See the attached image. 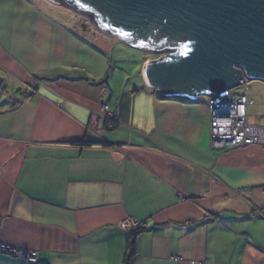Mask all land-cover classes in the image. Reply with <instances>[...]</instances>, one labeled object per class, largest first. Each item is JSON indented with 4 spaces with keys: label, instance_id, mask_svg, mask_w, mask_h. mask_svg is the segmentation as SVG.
Returning <instances> with one entry per match:
<instances>
[{
    "label": "crops",
    "instance_id": "crops-1",
    "mask_svg": "<svg viewBox=\"0 0 264 264\" xmlns=\"http://www.w3.org/2000/svg\"><path fill=\"white\" fill-rule=\"evenodd\" d=\"M83 17L0 0V246L37 259L0 264H123L131 240L132 264H264V144L211 148L204 101L149 86L156 55L119 69L121 40ZM102 104L118 124L92 131Z\"/></svg>",
    "mask_w": 264,
    "mask_h": 264
},
{
    "label": "water",
    "instance_id": "water-1",
    "mask_svg": "<svg viewBox=\"0 0 264 264\" xmlns=\"http://www.w3.org/2000/svg\"><path fill=\"white\" fill-rule=\"evenodd\" d=\"M50 1L82 13L114 39L163 51L162 61H147L143 70L162 97L194 100L243 80L264 83V0Z\"/></svg>",
    "mask_w": 264,
    "mask_h": 264
},
{
    "label": "built area",
    "instance_id": "built-area-1",
    "mask_svg": "<svg viewBox=\"0 0 264 264\" xmlns=\"http://www.w3.org/2000/svg\"><path fill=\"white\" fill-rule=\"evenodd\" d=\"M245 81H240L239 85L243 88L236 91L235 87L224 90L218 94H202L194 100H202L208 108V138L211 148L224 151L248 145L264 144V135L258 126L247 122L248 107L255 105V100L246 93ZM181 99L190 100L186 97ZM117 118L114 112H108L107 105L102 104L100 112L92 114L89 120V129L99 130L105 121H108L107 128L114 127ZM264 192V187L262 188ZM238 196H244L246 190L239 189L233 191ZM143 223L132 217H126L117 223L121 229L135 230ZM1 251L12 255L25 257L30 263L36 262L35 253H26L14 249L7 245L0 246Z\"/></svg>",
    "mask_w": 264,
    "mask_h": 264
},
{
    "label": "rangeland",
    "instance_id": "rangeland-1",
    "mask_svg": "<svg viewBox=\"0 0 264 264\" xmlns=\"http://www.w3.org/2000/svg\"><path fill=\"white\" fill-rule=\"evenodd\" d=\"M67 17H69V15H67ZM84 19H86V17ZM116 43L123 48L122 49L123 51H120L117 48L115 52V54L117 53L115 57L116 61L114 62L116 63V66H118L119 69H121L125 73H129V75L131 76L138 71V67L141 62L142 56L156 55V60H157L164 55L163 51H158L154 54H151L150 52H146L141 49L130 47L121 41ZM117 71L120 72V70ZM125 78H127V76ZM3 85L5 84L3 83L0 85L1 100H4L6 98L5 88L2 87ZM7 88H10V86L8 85ZM245 88H246V93L252 98H254L256 101L255 105L249 107V113H248L249 116H251L253 112V114L256 116V120L259 119L264 120V83L260 80H246ZM235 90L241 91L243 90V88L237 86L235 87ZM257 124L258 122H255V125Z\"/></svg>",
    "mask_w": 264,
    "mask_h": 264
},
{
    "label": "trees",
    "instance_id": "trees-1",
    "mask_svg": "<svg viewBox=\"0 0 264 264\" xmlns=\"http://www.w3.org/2000/svg\"><path fill=\"white\" fill-rule=\"evenodd\" d=\"M78 10H80V9H78ZM162 60H163V59H161V60H154V61H152L151 63H158V62H160V61H162ZM105 124L108 125V121H105ZM117 124H118V121H117V120H116V122L114 121V127H115ZM114 127H113V128H114ZM140 228H141V226L138 227L137 229L131 231V232H132L133 234H134V233H137V231H138ZM133 254H134V246H133V240H131V241H129L128 252H127V254H126V257H125V259H124L123 264H132Z\"/></svg>",
    "mask_w": 264,
    "mask_h": 264
}]
</instances>
